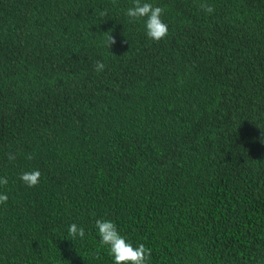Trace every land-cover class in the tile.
Instances as JSON below:
<instances>
[{
	"label": "trees",
	"instance_id": "trees-1",
	"mask_svg": "<svg viewBox=\"0 0 264 264\" xmlns=\"http://www.w3.org/2000/svg\"><path fill=\"white\" fill-rule=\"evenodd\" d=\"M142 2L159 42L133 0H0V264H114L97 219L149 264H264V0Z\"/></svg>",
	"mask_w": 264,
	"mask_h": 264
},
{
	"label": "clouds",
	"instance_id": "clouds-1",
	"mask_svg": "<svg viewBox=\"0 0 264 264\" xmlns=\"http://www.w3.org/2000/svg\"><path fill=\"white\" fill-rule=\"evenodd\" d=\"M200 7L209 14L214 12V7L207 3H201ZM163 13L164 9L159 6H153V4L142 2V0H133V6L127 8L125 15L130 18V22L146 18L145 29L147 37L154 42H159L168 35V25L161 19ZM101 15L105 16L107 13L104 12ZM105 43L109 48L116 43L111 33ZM104 69L105 64L97 60L94 70L99 73ZM16 155V153L9 152L7 154L8 160L14 161ZM34 158L35 156L32 153L27 155L28 160ZM40 177L41 173L38 169L22 172L20 175L21 181L28 187H35L40 182ZM7 183L8 180L6 178H0V185H7ZM7 200V194H0V204L6 203ZM95 227L98 230L100 244L107 246L108 254L113 258L114 264H149L152 253L151 248L146 247L143 243L133 246L121 235L113 221L97 219ZM68 233L71 241H74L77 236L80 238L85 236L84 228L75 223L69 225Z\"/></svg>",
	"mask_w": 264,
	"mask_h": 264
}]
</instances>
